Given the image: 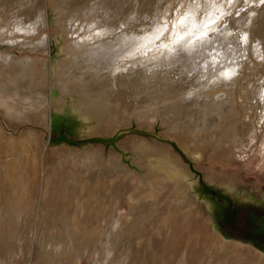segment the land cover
<instances>
[{
    "label": "bare ground",
    "instance_id": "6f19581e",
    "mask_svg": "<svg viewBox=\"0 0 264 264\" xmlns=\"http://www.w3.org/2000/svg\"><path fill=\"white\" fill-rule=\"evenodd\" d=\"M199 1H188L186 11L160 23L165 0H53L58 32L52 39L44 31L49 21L46 0H0L1 46L49 55L47 60L20 58L0 49V117L14 123L38 118L53 132L60 122L52 121V105L70 102L109 126L132 120L159 122L192 155L252 152L261 146L264 131V12L259 14L257 4L229 12L225 6L230 0H208L213 5L202 12L195 7ZM232 70L236 74L231 79L221 75ZM31 137L32 133L24 139L8 137L0 126L1 243L16 239L15 226L35 205L37 163L35 156L26 155ZM134 149L156 155L146 143ZM47 151L45 147L43 170ZM90 151L84 154L91 160L73 150L62 152L54 157L53 170L42 172L41 209L45 203V229L50 233L42 237L41 251L55 261L48 264H71L95 246L94 235L105 236L107 223L99 222L100 217L115 214L128 183L133 190L129 219L121 225H138L144 231L159 227L165 253L173 255L177 246L181 248L173 256L175 264H264V253L241 241L232 243L203 223L210 221L203 219L182 183V173L157 164L153 180H145L116 157ZM71 174L74 180L81 176L80 188L76 182L68 185ZM117 175L125 177L126 186L114 181ZM138 215L144 220L136 221ZM126 230L121 233L131 232ZM123 241L117 234L107 247L114 251Z\"/></svg>",
    "mask_w": 264,
    "mask_h": 264
},
{
    "label": "rangeland",
    "instance_id": "374dc122",
    "mask_svg": "<svg viewBox=\"0 0 264 264\" xmlns=\"http://www.w3.org/2000/svg\"><path fill=\"white\" fill-rule=\"evenodd\" d=\"M46 1L49 21L44 31H49L52 39H56L58 32L56 11L53 6V0ZM188 1L191 2V0H165L160 7L159 22H165L162 20L164 17L172 20L177 14H182L189 7L190 2ZM212 1L214 2L215 0L210 2ZM251 4H257L258 7H261H259V14L264 12V4L260 3V0H230L229 6L226 5L228 8L226 6L225 8L229 12L234 10L245 11V7L247 5L251 7ZM197 5L204 9L201 10ZM207 5L212 6L213 3H209L208 0H200L195 7L203 12L210 9ZM233 17L235 18L236 15H233ZM150 21L153 22V20H146V23L151 24L152 22ZM58 36L61 38V34H58ZM54 48L51 50L52 55L57 53ZM0 49L15 52L20 58L30 57L47 60L49 57L48 54L39 55L17 52L12 48H4L1 44ZM51 117L53 122H60L53 132L52 128L48 131L47 128L41 125L38 118L31 122L14 123L0 117V126L8 137L24 139L27 133H32L29 143V145L31 144V149L27 150L26 155L35 156L37 163L33 180L37 189L35 205L32 211L28 212L19 221L18 226H15L18 232L16 239H10L6 243L0 242V264H48L54 261L53 257H46L41 251L42 237L50 233V231L45 229L46 222H44V211H49L47 205L44 203L43 209H41L42 172L52 171L55 166L54 157L59 158L60 153L68 152L69 150L76 151L91 160L88 155L84 154L90 149L93 152L102 153L107 159L116 157L135 176L142 177L145 180H153L154 173L159 167H162L163 170H167L168 167V169L182 173V183L188 186L189 193L195 198L203 219L210 221V223H203H207L212 232H217L218 234L220 232V235L222 234L223 237L225 235L232 243L241 241L250 248L264 253V231H262L264 226V131L262 133L261 146L255 148L252 152L246 151L247 153L241 155L235 151L227 155L217 154L211 156L203 155L202 153L192 155L191 151L179 139L166 134L159 122L141 123L132 120L130 123L123 125L109 126L99 119L90 118L81 110L79 104L70 102L59 107L53 104ZM58 130L65 131L64 133H59L76 143L72 145L57 139ZM93 140L105 142H94ZM138 143H146L157 156L148 157L138 154L134 149ZM45 147L48 148L47 157L44 159L47 170L42 169ZM29 160L32 162L31 159ZM157 164L158 168L156 167ZM83 176H86V174ZM74 178L73 174L69 175L68 185L76 182V186L80 188L81 176L78 177V180H74ZM114 181L117 184L121 183V186L127 185L123 175H117ZM112 183L114 182L112 181ZM98 184L101 187L103 182L100 181ZM130 184L128 183L125 189L128 190L127 195L118 197L115 214L106 219H104L106 213H104V218L100 217L99 222L104 223L105 221L107 223L104 233L106 237H103L101 233L99 235H91L95 246L88 249L87 253H82L80 256L77 255V259L71 264H158L165 261L167 264H175L173 256L181 248L177 246L178 250H174L173 255L169 252L165 253L162 250L163 236L158 230L159 227L156 226L154 229L149 227L144 231V227L138 228V225L132 227L126 224L121 225L122 221L129 219L126 214H129V195L133 191L130 189L132 186ZM44 186L46 187V185ZM133 186L136 187V185ZM102 190L103 188L100 189L98 194H101ZM61 205L59 202L58 209L61 208ZM220 212H222L221 215ZM146 214H149V212L147 211ZM142 217L144 215H138L134 219L137 221L143 219ZM38 219L40 220L39 222ZM93 220L95 219L93 218ZM47 221L50 222V219ZM128 228H131L129 234L124 235L121 233H128L126 230ZM135 229H138V231ZM117 234L124 241L114 251H111L107 245L114 240ZM184 234L182 232L181 238ZM184 239H180V242L183 243ZM50 254L53 255V252ZM165 254H167V257ZM115 257H117V260H115ZM163 257H166V259ZM68 263H70V260H61V263L54 264Z\"/></svg>",
    "mask_w": 264,
    "mask_h": 264
},
{
    "label": "snow or ice",
    "instance_id": "6c2138e0",
    "mask_svg": "<svg viewBox=\"0 0 264 264\" xmlns=\"http://www.w3.org/2000/svg\"><path fill=\"white\" fill-rule=\"evenodd\" d=\"M260 3L264 4V0H260ZM236 15L238 16L239 13H236ZM120 27L123 28L124 25H121ZM96 35H101V33L98 32V33H96ZM242 39H243L245 42H247L248 39H249L248 34H247V33H244ZM235 74H236L235 70H232V71H231V74H229V72H222V73H221V75L224 76L226 79H231V76H233V75H235ZM189 95H191V93H189Z\"/></svg>",
    "mask_w": 264,
    "mask_h": 264
},
{
    "label": "water",
    "instance_id": "95a60500",
    "mask_svg": "<svg viewBox=\"0 0 264 264\" xmlns=\"http://www.w3.org/2000/svg\"><path fill=\"white\" fill-rule=\"evenodd\" d=\"M53 125V123H51V126ZM57 139H62V140H66L67 142H69V143H73V141H71V140H68V139H66L64 136H62L59 132H58V137H57Z\"/></svg>",
    "mask_w": 264,
    "mask_h": 264
},
{
    "label": "flooded vegetation",
    "instance_id": "af4514ba",
    "mask_svg": "<svg viewBox=\"0 0 264 264\" xmlns=\"http://www.w3.org/2000/svg\"><path fill=\"white\" fill-rule=\"evenodd\" d=\"M262 231H264V226H263V229H262Z\"/></svg>",
    "mask_w": 264,
    "mask_h": 264
}]
</instances>
